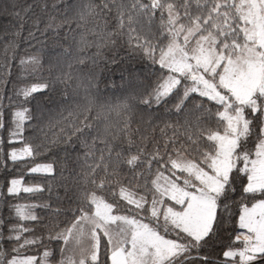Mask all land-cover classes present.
<instances>
[{
  "label": "snow or ice",
  "instance_id": "1",
  "mask_svg": "<svg viewBox=\"0 0 264 264\" xmlns=\"http://www.w3.org/2000/svg\"><path fill=\"white\" fill-rule=\"evenodd\" d=\"M0 13L18 22L0 46V264H264V0ZM57 30L85 47L92 34L91 65L46 55L37 38ZM103 48L145 70L101 80L116 62ZM45 92L60 98L52 136Z\"/></svg>",
  "mask_w": 264,
  "mask_h": 264
},
{
  "label": "trees",
  "instance_id": "2",
  "mask_svg": "<svg viewBox=\"0 0 264 264\" xmlns=\"http://www.w3.org/2000/svg\"><path fill=\"white\" fill-rule=\"evenodd\" d=\"M38 2V0H17V3L24 7L28 4L35 5ZM40 3H47L49 6H51L54 3H60L61 0H39ZM23 15V13H22ZM27 18V17H26ZM17 20L14 17H10L8 15H5L3 13H0V46L5 42L4 40V33L5 31L11 32L14 30V27L17 24ZM43 27V24H41V28ZM76 26L73 25V28ZM27 35V27L25 28L24 33H22V37ZM41 44L45 47L46 55L55 57L58 53H60L61 48L67 49L72 51L75 54H79L82 59H85L89 65H91L90 57H93L96 55L98 49L96 47V42L92 39V34L86 33V39L90 41L89 46H81L79 44V35H76L75 42L73 40L72 35H66L64 31H55V32H49L47 33V40H45L44 36H38L37 38ZM28 43H31L33 45L36 44V41H29ZM27 45L25 43H21V49H24ZM0 51H2V47H0ZM103 57L115 58V63L111 62V59L106 60L103 63H100V67L98 69V76L101 80L109 82L111 84L114 82L116 85H119L121 82V77L126 76L129 72H141L145 70V64L144 62L140 60H131L125 57L123 51H118L116 49H107L103 48L100 50ZM103 87V85H101ZM37 99H45L51 100V103H48L46 106L47 108L51 109V127H45L44 131L48 133L49 136H52L53 134H56L59 132V128L56 126V122L59 121L60 116V98L57 94L48 93L45 92L43 94V97H37ZM64 115H67V113H64ZM162 128L163 125H160ZM159 131V130H157ZM0 135H3L2 132H0ZM19 147L20 145H15ZM63 155V153H60ZM40 162V161H37ZM28 166H31V162H28ZM21 169L23 170V173L26 178V182H38V178H34L32 176H28L27 169L24 167L23 164L20 165ZM71 167V165H70ZM78 170V169H77ZM66 175L69 177V182L71 183L72 180V173H66ZM118 188L116 189V193L118 195ZM63 195V193H61ZM31 194H24L21 193L19 197V202L21 203H27L29 202ZM47 197V192L43 194V198ZM56 205H53V208H55ZM64 207H67V205H64ZM41 218H46L45 213H40ZM26 226H31L30 224H26ZM31 254H35V252H32Z\"/></svg>",
  "mask_w": 264,
  "mask_h": 264
},
{
  "label": "rangeland",
  "instance_id": "3",
  "mask_svg": "<svg viewBox=\"0 0 264 264\" xmlns=\"http://www.w3.org/2000/svg\"><path fill=\"white\" fill-rule=\"evenodd\" d=\"M119 191V190H118Z\"/></svg>",
  "mask_w": 264,
  "mask_h": 264
}]
</instances>
